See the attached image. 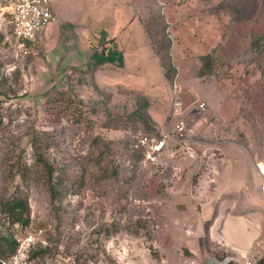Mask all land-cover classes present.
Listing matches in <instances>:
<instances>
[{"label": "rangeland", "instance_id": "1", "mask_svg": "<svg viewBox=\"0 0 264 264\" xmlns=\"http://www.w3.org/2000/svg\"><path fill=\"white\" fill-rule=\"evenodd\" d=\"M122 1L60 0L69 15L23 49L0 4V226L19 240L12 264H244L207 229L224 196L264 214L254 170L264 146V0ZM166 19L178 37L171 56ZM106 40L123 67L90 69ZM173 87L193 142L166 138L148 155L144 138L172 133ZM15 198L27 201V227L6 214ZM262 255L264 234L248 259Z\"/></svg>", "mask_w": 264, "mask_h": 264}, {"label": "built area", "instance_id": "2", "mask_svg": "<svg viewBox=\"0 0 264 264\" xmlns=\"http://www.w3.org/2000/svg\"><path fill=\"white\" fill-rule=\"evenodd\" d=\"M0 4L9 19L17 46L21 49L25 48L26 42H32L38 33L57 22V16L53 9V0H0ZM173 88L169 114V118L175 120L172 133L164 132V139L160 140L144 138L141 144L148 147L146 148L148 155L163 149L166 138L174 140L179 145L182 143L187 146L193 142L194 132L189 128L185 115L188 105L184 103L181 96L177 95L175 88ZM203 105V103H197L196 108L203 110ZM254 168L260 179L259 192L264 200V146L262 159L254 162ZM31 239L29 238L28 242L32 241ZM16 241L19 243V240L16 239ZM16 257L17 255L12 260L2 264H12V261H16ZM231 260L235 261L233 258ZM244 264H257V261L251 262L247 259Z\"/></svg>", "mask_w": 264, "mask_h": 264}, {"label": "trees", "instance_id": "3", "mask_svg": "<svg viewBox=\"0 0 264 264\" xmlns=\"http://www.w3.org/2000/svg\"><path fill=\"white\" fill-rule=\"evenodd\" d=\"M161 16V15H160ZM162 17V16H161ZM165 22V20H164ZM146 30V29H145ZM167 24L165 25V38H166V45H165V52L170 54L172 50V43L167 37ZM146 33L151 41V34L146 30ZM153 40V39H152ZM264 40V38H263ZM111 40H106L102 43L103 50L101 51V54H94L91 59L93 60L91 65H88L90 69H98L101 65L104 64H113L118 63V67H123V56L121 53L117 52L115 49H110V47L107 45L110 43ZM114 41V40H113ZM32 42H26V45L28 46ZM26 47V46H25ZM157 50V49H156ZM171 56V55H170ZM210 56L205 55L201 57V69L199 71L200 76H206L210 72ZM162 67L165 70V78L169 80L170 82L174 80V75L176 70L174 69V66L170 60L167 61V64H162ZM44 172L49 176V173L51 172L49 169H44ZM48 195L50 198V201H54V197L56 195V192L54 190V185L51 184V180L48 182ZM4 208L6 209V214L10 217L12 220V225H21L22 227L29 226V215H28V204L27 201L21 198H15L12 199L9 202L4 203ZM8 233V234H7ZM18 244L15 239L12 238V236L9 234L8 227H1L0 226V264L6 261L12 260L16 254H17ZM48 253V250H40L38 252H33L31 255L34 257H43ZM231 255V254H230ZM234 256V255H233ZM216 257V256H215ZM219 262L224 264H238L234 260L228 259L226 260V256H220L216 257ZM257 264H264V256L261 257Z\"/></svg>", "mask_w": 264, "mask_h": 264}, {"label": "water", "instance_id": "4", "mask_svg": "<svg viewBox=\"0 0 264 264\" xmlns=\"http://www.w3.org/2000/svg\"><path fill=\"white\" fill-rule=\"evenodd\" d=\"M232 196V198L224 196L225 198L218 203L207 229L208 237L211 243L219 248H225L231 255L248 259L254 245L262 236V230L252 220L233 214L238 199L236 194Z\"/></svg>", "mask_w": 264, "mask_h": 264}, {"label": "crops", "instance_id": "5", "mask_svg": "<svg viewBox=\"0 0 264 264\" xmlns=\"http://www.w3.org/2000/svg\"><path fill=\"white\" fill-rule=\"evenodd\" d=\"M59 1L60 0H55V1H53V9H54V12H55V14H56V16H57V18H58V21L62 18V17H64V16H66V15H69L68 14V10H67V8L66 7H63L60 3H59ZM99 1V3L100 2H102V0H98ZM104 2L106 1V0H103ZM123 3H129V0H123L122 1ZM134 2L135 3H137V4H142L143 3V0H134ZM136 20H140L141 21V19L142 18H139L138 17V15H136V17H134ZM139 18V19H138ZM142 25H143V27H144V23H142ZM144 30H145V27L143 28ZM146 31V30H145ZM175 39H178V37L176 36V38ZM116 40L117 39H115L114 40V46L115 47H117V42H116ZM176 42H178L177 40H176ZM172 55H174V52H176V49H172ZM175 63V62H174ZM185 63H183V65H184ZM175 65H176V63H175ZM183 70H185V69H183ZM186 101V100H185ZM184 101V102H185ZM214 123V122H213ZM262 156H263V153H262ZM261 160V159H260ZM256 162V161H255ZM254 170H255V168H254ZM255 173H256V171H255ZM256 176L258 177V175H257V173H256ZM259 178V177H258ZM259 181H260V179H259ZM260 183V182H259ZM256 204V202H254V203H252L251 202V200H245L244 202H242V204L240 203V201L238 200L237 201V203H236V205H235V207H234V210H233V214H235V215H239V216H243V217H246V218H248V219H250V220H252L254 223H256L257 225H259L260 226V228H261V230H262V236L261 237H263V234H264V222H262V220H264V214H263V212L260 210V209H258V207H260V206H258V204H257V206H253V205H255ZM253 251H254V249H253ZM253 251H252V253H253ZM251 253V254H252ZM251 254L248 256V257H250L251 256ZM264 255H262L261 257H263ZM236 257V256H235ZM260 257V258H261ZM259 258V259H260ZM231 259V258H230ZM242 259V258H241ZM258 259V260H259ZM235 262H236V260H235Z\"/></svg>", "mask_w": 264, "mask_h": 264}, {"label": "clouds", "instance_id": "6", "mask_svg": "<svg viewBox=\"0 0 264 264\" xmlns=\"http://www.w3.org/2000/svg\"><path fill=\"white\" fill-rule=\"evenodd\" d=\"M163 16V15H162ZM166 24H167V31H166V33H167V37H168V39L171 41V43H172V46L174 45V43L176 42L175 41V39H174V37H173V24L170 22V21H168L167 19H166V22H165ZM172 49H173V47H172ZM172 51V50H171ZM170 55H171V52H170ZM172 94V93H171ZM185 103V102H184ZM199 103V102H198ZM186 104V103H185ZM192 105H194L193 103H192ZM171 107V106H170ZM189 108V107H188ZM194 108H196V104H195V106L193 107V109ZM196 110L198 111V109L196 108ZM169 114H170V111H169ZM169 116V115H168ZM171 119V118H170ZM162 150V149H161ZM160 150V151H161ZM159 151V152H160ZM158 153V152H157ZM262 159V158H261Z\"/></svg>", "mask_w": 264, "mask_h": 264}]
</instances>
